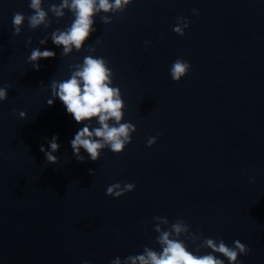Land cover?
Returning <instances> with one entry per match:
<instances>
[{"label":"water","instance_id":"obj_1","mask_svg":"<svg viewBox=\"0 0 264 264\" xmlns=\"http://www.w3.org/2000/svg\"><path fill=\"white\" fill-rule=\"evenodd\" d=\"M50 2L61 0L42 7ZM29 4L0 0V87L11 85L0 101V264H111L145 246L159 252L156 216L183 219L230 247L240 240L251 249L240 264H264V0H134L123 14H108L112 24L97 16L85 49L67 56L51 33L70 27L68 9L62 18L49 11L48 28L32 30L25 20L14 35L13 15L33 14ZM179 16L191 22L184 36L173 31ZM89 44L116 73L123 122L137 132L123 153L105 149L92 161L82 149L80 162L70 142L83 124L58 98L52 106L47 100L51 81L68 79ZM32 48L56 56L41 59L37 71L28 61ZM178 58L192 67L175 82L170 68ZM53 136L61 145L57 164L40 151ZM152 136L157 143L148 147ZM116 182L136 188L106 195ZM179 238L198 255L212 251Z\"/></svg>","mask_w":264,"mask_h":264},{"label":"clouds","instance_id":"obj_2","mask_svg":"<svg viewBox=\"0 0 264 264\" xmlns=\"http://www.w3.org/2000/svg\"><path fill=\"white\" fill-rule=\"evenodd\" d=\"M134 0H61L59 4H49V9L42 7V0H30L29 7L33 14L27 17L16 12L13 15L14 35L19 36L25 20L32 30H36L41 25L48 28L52 20L48 19L49 11L56 18L65 17V9H68L74 16L70 27L64 30L56 29L51 33L52 42L57 46H63L61 55L67 56L72 53L73 48L77 52L85 49L86 41L91 34L96 31V17L104 25L113 23L110 15L123 14ZM193 14L199 16L200 12L193 9ZM59 22V20H57ZM191 26V22L184 16L177 17V24L173 26V31L180 36H184L185 29ZM40 44H46L47 38L39 40ZM102 41L97 38L96 44ZM150 42L145 41L146 47ZM32 38L26 41V46H31ZM89 55L84 56L82 63L71 65V75L65 80L51 81V96L47 100L49 106L54 105L58 98L65 106L67 112L73 116L77 123H82L80 128L71 140V147L75 159L85 162V156L82 149L88 153V158L92 161L101 159L102 151L109 149L111 152L123 153L127 145L132 143V137L137 132V127L132 122H123L125 119V109L127 105L122 97L120 87L113 86L116 73L109 67V61L102 57L94 55L97 51L94 45L87 46ZM56 53L51 50H41L32 48L28 61L33 64L35 70H40L41 59L54 58ZM190 62L183 58L176 59L171 68L170 75L173 81L180 82L187 76L191 70ZM11 85L0 87V101L8 99V90ZM23 119L28 118L26 112H19ZM95 120L99 126H94ZM58 136H53L48 144L50 148L40 145V151L45 154L46 162L50 164L59 163V158L55 153L60 150ZM158 137H149L146 141L148 147L157 143ZM90 175H95L94 169H89ZM134 183L116 182L110 185L106 190V195L120 198L129 192L134 191ZM167 226V230L161 227ZM154 230L158 233L157 243L162 251H155L153 248L145 246L143 254L130 255L123 260L116 257L111 264H225L226 258L230 264H240L239 257L248 255L251 249L240 240H235L233 246H229L222 238L212 239L202 237L191 231L190 225L183 219H178L175 223H170L167 217H153ZM181 235L191 238L195 244L197 240L201 241L199 247L211 249L203 255L190 251L185 240L180 239ZM220 254V256L216 255ZM85 264H91L85 261Z\"/></svg>","mask_w":264,"mask_h":264}]
</instances>
